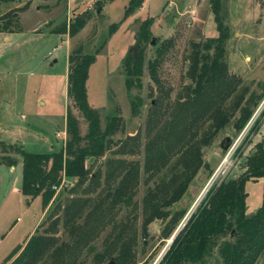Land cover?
<instances>
[{"label":"rangeland","instance_id":"374dc122","mask_svg":"<svg viewBox=\"0 0 264 264\" xmlns=\"http://www.w3.org/2000/svg\"><path fill=\"white\" fill-rule=\"evenodd\" d=\"M127 1L30 0L28 7L13 21L14 32H0V163L6 159L19 162L14 148L27 153H49L62 148L66 140L65 109L77 119L79 135L85 134V121L65 95L66 55L78 46L83 54L94 55L87 71L85 95L87 104L97 111L100 128L107 117L120 118L109 148L101 157L86 162L91 172L98 173V184L88 193L90 202L101 199L107 209L100 227L83 246L78 245L75 249L74 264H96L94 253L102 249L118 226L124 228L122 237L129 230L134 236V264H158L207 189L241 175L244 160L253 151V146L264 143V0H220V17L226 33L223 62L229 80L236 85L225 106H229L231 100L236 101L239 94L243 95L241 105L251 100L256 105L239 132L232 128L231 120L209 145L201 148L205 166L199 168L180 199L164 208L169 214L165 218L152 219L142 232L143 199L148 191L167 183L175 161V157H170L158 170L144 171V145L155 136L159 125L162 127L179 111L178 106L192 86L186 75L189 44L216 37L217 32L209 0H143L138 9L123 17ZM12 7L15 5H3L0 15ZM81 13H88L90 18L75 36L49 33L62 24L67 25ZM146 20L150 22L148 40L137 46L135 34ZM138 48L142 49L141 73L137 78L131 77V85L126 88L123 59L128 53L138 52ZM156 50L160 51L159 58ZM154 60L156 64L151 77L148 63ZM237 115L236 111L233 117ZM133 138L135 140H131ZM120 144L124 146L119 150ZM132 162L137 163V177L130 201L119 199L108 206L110 196L104 195L106 188H103L106 174L111 172L108 184L114 186ZM0 165V199L7 194L6 197L12 200V188L20 185L21 168L15 165L11 171L9 166ZM73 183L74 179L62 178L44 208L40 206L39 196L27 204L23 201L24 207L10 215L7 223L14 222L16 217L20 220L17 224L37 220L32 234H54L56 245L70 244L72 236L61 224L62 206L73 197L86 195L80 191L70 192L68 188ZM263 184L264 177L244 184V212L248 216L261 202ZM178 210L183 215L171 232L164 235L169 215ZM54 218H57L55 225L52 224ZM79 222L81 220H77ZM226 239H230L228 234L217 238L200 261L184 264H220L218 247ZM23 244L22 241L17 246ZM17 246L1 259L0 264H8L19 253L20 249L3 261ZM49 252L40 264L58 260L64 254L61 251L49 256ZM113 256L104 258L100 264H114ZM255 264H264V251Z\"/></svg>","mask_w":264,"mask_h":264},{"label":"trees","instance_id":"16d2710c","mask_svg":"<svg viewBox=\"0 0 264 264\" xmlns=\"http://www.w3.org/2000/svg\"><path fill=\"white\" fill-rule=\"evenodd\" d=\"M142 2L143 0H128L123 17L132 14ZM29 3L30 0H0V9L3 5H15L0 15V32H14L13 21ZM209 4L217 36L204 42L189 44L186 75L192 86L187 89L185 100L178 106L179 111L162 127L159 125L155 136L149 138L144 145V171L158 170L170 157H175V161L167 183L157 185L155 190L148 191L143 199L142 232L152 219L165 218L169 214L164 208L180 199L199 168L205 166L201 158V148L209 145L217 132L231 120L232 128L239 132L248 121L252 113L251 108L256 105L252 100L241 105L243 95L239 94L236 101L231 100L230 105L225 106L227 98L232 95V91L235 92L236 85L229 80L223 62L226 33L220 17V0H209ZM89 18L88 13L78 14L67 25L62 24L49 33L73 37L85 26ZM149 23L146 20L139 25L135 34L137 46L147 42L150 33ZM138 50L136 53H128L123 59L122 72L126 88L131 85V77L137 78L141 73L142 49ZM159 56L160 51L156 50V57ZM93 61L94 55L83 54L80 46L72 49L66 57L65 95L85 121V134L79 135L77 119L69 109H65L66 140L62 148L49 153H27L21 148H14L21 164L19 191L29 199L39 196L41 208L49 203L62 178L74 179L73 185L68 188L70 192L80 191L86 194L80 198L73 197L62 206L61 224L67 228L72 241L70 244L56 245L54 234H31L23 246H17L5 257L3 261L20 249L8 264H40L49 250V256L61 251L64 254L62 258L45 264H74L75 249L78 245L83 246L102 224L101 219L106 213L107 205L103 204L101 199L96 203L90 202L91 197L88 193L95 190L98 173L91 172V167L86 162L90 158L101 157L109 148L112 143L111 136L119 128L120 118L107 117L103 128H100L97 111L87 104L85 81L88 67ZM155 64L156 60L148 63L151 77ZM236 111L238 115L233 117ZM253 130L254 126L251 128V131ZM122 146L124 144H120L118 149H122ZM16 163L14 160L6 159L0 164L11 167ZM129 165L114 186L108 184L111 172L106 174L103 188H106L104 195L110 196L108 206L119 199L124 202L130 201L136 185L137 163L132 162ZM243 168L242 174L236 178L222 180L218 185H211L207 189L194 212L172 238L158 264L196 263L204 257L217 238L226 234L230 239L222 240L218 247L220 264H255L264 251V184L261 202L251 216L244 212L246 197L244 184L246 181H256L264 177L263 142L253 146V151L244 160ZM164 186L166 187L162 190ZM87 206L90 208L83 212ZM182 215L183 212L180 210L169 215L164 235L171 232ZM56 219L52 220V224L55 225ZM77 220L81 222L77 223ZM122 231L124 232L123 226H118L109 235L112 237L102 245V249L94 253L96 264L113 255L114 264H134L132 250L134 236L129 230L128 234L122 237Z\"/></svg>","mask_w":264,"mask_h":264},{"label":"crops","instance_id":"0c3cea01","mask_svg":"<svg viewBox=\"0 0 264 264\" xmlns=\"http://www.w3.org/2000/svg\"><path fill=\"white\" fill-rule=\"evenodd\" d=\"M58 35L65 37V34ZM15 165L21 168L20 162H17ZM15 165L9 167V169L13 171ZM11 193H13L12 200L6 197L7 194L3 195L0 199V261L14 246L22 244V241L25 243L37 224V220L29 224H17L16 221H20L18 217L15 218L14 222L7 223L10 215L16 211H20L24 207L23 201L26 202V204L32 201L20 193L19 186H14ZM23 197L25 198L24 200Z\"/></svg>","mask_w":264,"mask_h":264},{"label":"water","instance_id":"95a60500","mask_svg":"<svg viewBox=\"0 0 264 264\" xmlns=\"http://www.w3.org/2000/svg\"><path fill=\"white\" fill-rule=\"evenodd\" d=\"M133 49H135V47H133ZM225 140V142L227 143L228 142V138H226V139H224ZM222 140H221V143H220V145L222 144ZM251 214H249V216H250Z\"/></svg>","mask_w":264,"mask_h":264},{"label":"built area","instance_id":"2783aa9c","mask_svg":"<svg viewBox=\"0 0 264 264\" xmlns=\"http://www.w3.org/2000/svg\"><path fill=\"white\" fill-rule=\"evenodd\" d=\"M48 55H50V53Z\"/></svg>","mask_w":264,"mask_h":264}]
</instances>
